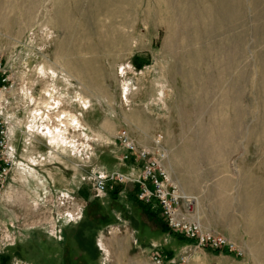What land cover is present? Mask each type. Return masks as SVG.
Returning <instances> with one entry per match:
<instances>
[{"label": "rangeland", "instance_id": "1", "mask_svg": "<svg viewBox=\"0 0 264 264\" xmlns=\"http://www.w3.org/2000/svg\"><path fill=\"white\" fill-rule=\"evenodd\" d=\"M230 1L243 4L241 21L222 17L219 25L213 15L204 20L207 30L189 14L176 16L170 38L164 0H110L109 6L0 0V55L12 84L0 113L26 105L62 128L67 96L74 94L71 101L88 100L105 112L112 135L133 131L147 141V130L152 138L162 134L167 168L193 199L195 216L233 241L243 257L202 250L171 233L158 210L143 207L135 193L139 206L132 214L93 206L86 222L76 216L70 225L59 218L69 204L52 199L14 208L13 224L1 213L0 264H153L162 253L155 243L171 234L176 246L191 247L177 264H264V218L252 216L264 213V4ZM224 2L214 6L222 10ZM142 79L147 89L141 92ZM228 120L232 134L217 157L212 131L226 132ZM92 186V196L100 195Z\"/></svg>", "mask_w": 264, "mask_h": 264}, {"label": "crops", "instance_id": "2", "mask_svg": "<svg viewBox=\"0 0 264 264\" xmlns=\"http://www.w3.org/2000/svg\"><path fill=\"white\" fill-rule=\"evenodd\" d=\"M72 96L74 94L67 96L69 111L62 128L59 124L45 122L39 112L26 105L18 111L9 110L3 114L12 123L9 141L13 167L0 195V215L2 213L8 218L9 223L16 222L12 219L14 208L21 209L29 202H32V206H40L39 203L45 199L56 200L59 206L69 204L67 213L59 215V218H68V225L82 220L86 222L88 210L93 206L102 211L126 210L130 214L134 211L133 205L139 206L134 195L142 183V165L136 166L132 159L121 162L120 156L127 152L119 142L118 135L106 132L105 112L92 106L88 100L75 98L71 101ZM58 110L54 109L50 115L54 117ZM152 133L150 130L144 132L147 141L141 140L133 131L130 134L139 146L150 147ZM106 134L112 140L108 141ZM93 135H97V139L96 136L92 139ZM94 173H120L130 182L117 186L113 192L92 196ZM149 213L144 211L146 215ZM76 216L81 218L78 222L74 220ZM155 245L161 250L162 253H159L165 264H177L184 253L191 250L189 245L176 246L171 236L169 240L164 238L163 243ZM165 252L168 255L163 254Z\"/></svg>", "mask_w": 264, "mask_h": 264}, {"label": "built area", "instance_id": "3", "mask_svg": "<svg viewBox=\"0 0 264 264\" xmlns=\"http://www.w3.org/2000/svg\"><path fill=\"white\" fill-rule=\"evenodd\" d=\"M11 78L4 58L0 55V97L12 89ZM11 121L0 113V195L7 185L12 167L13 158L9 141ZM118 140L126 150L120 156L121 162L133 160L136 166L143 168L142 183L136 193V199L147 208L158 210L166 222L171 233L185 236L188 240L197 243L202 250L214 252L234 253L243 257L244 252L226 236L206 229L194 214L193 199L185 195L174 183L167 168L169 162L168 148L165 137L157 134L152 138V146L141 147L131 136L129 131L123 130ZM127 177L120 173L104 175L97 173L93 177V191L97 194L114 191L117 186L129 183ZM153 264H165L160 255H155Z\"/></svg>", "mask_w": 264, "mask_h": 264}, {"label": "bare ground", "instance_id": "4", "mask_svg": "<svg viewBox=\"0 0 264 264\" xmlns=\"http://www.w3.org/2000/svg\"><path fill=\"white\" fill-rule=\"evenodd\" d=\"M129 1H133V0H129ZM214 1L215 0H164V3L166 5V7H165V9H162V11H163V13L166 14V18H165V22H164L165 23V26H166V29L168 30L169 33L170 32H173L175 34L176 33V30H175V32L173 30L174 29H177V28H175L176 25H177L176 24L177 23L176 16L177 17L180 16L183 19V15H185V14L186 15L187 14L191 15V17L195 20V23L197 22V25H200V27L203 28V29H207V25H205L206 23L204 22V20L206 18H208V17H212L213 15H214L215 18H217L219 25L222 24V19H224L222 17L227 18L229 16V18L226 19L227 20V23L233 24V25H234L235 22L242 20V17L244 16V11H243V4L240 1L233 2V4L230 5L229 4V3H231L230 0H224L225 2H224V6H223V9L222 10H220V9L218 10L217 7L214 6L215 5ZM260 2L262 4H264V1H262V0H255L254 1V5L257 4V6L258 5L261 6ZM101 3H102V5L108 4V6H109L110 0H101ZM261 13H259V14H261L263 16V19H264V10H262ZM173 14H175L174 15L175 18L173 17ZM259 14H258L257 17H259ZM62 17L64 19H67L68 18L67 15L64 14V13L62 14ZM178 19H180V18L178 17ZM192 21H191V23H192ZM178 22H179V20H178ZM179 24H180V22H179ZM179 24H178V26H179ZM260 31L261 32H264V26L261 28ZM170 35H171L170 36V38H171L173 34L170 33ZM123 39L122 38L120 39L121 43L122 42H125V41H123ZM165 46H167V44ZM193 61H194V59H193ZM143 78H145V76ZM153 82H154V80H153ZM153 86H152V88H153ZM139 88H140V91L141 92L144 91L145 88L147 89V83H146L145 80L142 79V82H141ZM133 94H135V93L133 92ZM3 96H5V95H3ZM3 96H1L0 99H2ZM224 126L227 127V129L225 130L226 132H222L223 130H221L220 132H217L218 130L217 131H214L215 129L212 131L214 133V135H215V139L213 138L214 139V142H215V145H216L215 146L216 149H214L215 156H217V155H219V154H221L223 152V150H224L223 145H224L225 142H227L230 139L231 134H232V131H231L230 127H229L230 126V121L229 120H228L227 124L224 125ZM216 142H218L219 144L216 143ZM194 156H196V154H194ZM217 157H219V156H217ZM247 200L249 202V201H253L255 199L253 197H248ZM252 216L254 218L255 217L264 218V213L263 212H260V211L252 212Z\"/></svg>", "mask_w": 264, "mask_h": 264}, {"label": "trees", "instance_id": "5", "mask_svg": "<svg viewBox=\"0 0 264 264\" xmlns=\"http://www.w3.org/2000/svg\"><path fill=\"white\" fill-rule=\"evenodd\" d=\"M168 228V227H167ZM169 230V229H168ZM170 231V230H169ZM171 236H173L172 234H171ZM210 252H211V250H209ZM216 253H219V252H216Z\"/></svg>", "mask_w": 264, "mask_h": 264}]
</instances>
